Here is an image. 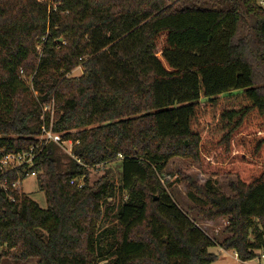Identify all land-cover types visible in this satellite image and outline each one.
<instances>
[{"label":"trees","instance_id":"obj_1","mask_svg":"<svg viewBox=\"0 0 264 264\" xmlns=\"http://www.w3.org/2000/svg\"><path fill=\"white\" fill-rule=\"evenodd\" d=\"M79 66L83 74L70 77ZM259 67L258 0H0V157L29 149L43 115L74 143L67 154L50 142L29 170L46 207L25 192L12 191L11 202L0 191V264H212L215 240L162 182L175 156L191 157L204 174L237 177L233 196L194 184L210 204L197 210L228 219L224 249L242 261L257 257L264 249ZM51 103L52 121L44 112ZM113 161L120 187L109 178L96 188L70 184L86 180L89 166ZM124 190L115 209L109 199ZM112 213L116 226L100 231Z\"/></svg>","mask_w":264,"mask_h":264},{"label":"rangeland","instance_id":"obj_2","mask_svg":"<svg viewBox=\"0 0 264 264\" xmlns=\"http://www.w3.org/2000/svg\"><path fill=\"white\" fill-rule=\"evenodd\" d=\"M40 49V47L38 48ZM83 67L79 66L75 68L70 74V77H79L83 74ZM258 82L264 84V68L259 67L257 69ZM74 143L70 141H65L61 144V149L63 152L70 154ZM68 160H64L67 162ZM164 186L172 194L173 198L179 204V206L188 213V215L214 240L215 246L211 250L217 254V259L212 264H258L257 258L249 261H242L238 258L233 249H224L221 244L224 239L228 236L225 231V226L227 225L228 219L224 217H219L215 220H211L206 216L201 215L198 212V207L209 208L210 204H206L201 201V196L199 191L193 187L194 184L204 186L208 189L210 186L214 187L218 192L224 193L226 195L233 196L235 192L232 187L237 183V177L235 175H217L211 176L204 174L199 165L191 157L175 156L170 159L169 163L164 170V175L161 176ZM109 178L111 181L115 182L118 187L121 186V167L119 161H113L106 163L104 165L89 166L88 175L86 178L87 186L91 188H96L99 181ZM23 190L26 194L36 200L42 207L47 206L46 196L44 191L39 187V182L37 179V173L32 172L26 176L23 180ZM127 191H118L116 197L109 199L112 206L115 209L118 208L120 204L126 199ZM157 196H153L155 199ZM204 200V198H203ZM116 219L113 213L109 216H105L100 221V231L109 230L116 226ZM220 229V230H219ZM105 232V233H108ZM106 235V234H105ZM254 235L251 234V239ZM257 253L260 250L256 251ZM102 263V262H100ZM99 263V264H100ZM4 264H16L11 260L5 261ZM18 264H38V260L33 259L27 262Z\"/></svg>","mask_w":264,"mask_h":264},{"label":"built area","instance_id":"obj_3","mask_svg":"<svg viewBox=\"0 0 264 264\" xmlns=\"http://www.w3.org/2000/svg\"><path fill=\"white\" fill-rule=\"evenodd\" d=\"M258 4L264 8V0H258ZM54 110V103L44 106V112L51 111V121L53 120ZM42 118L44 120V123L41 126L40 136L38 137L36 142H34L29 147V149L21 152H4L0 157V191L8 193L11 202L15 201V196L12 194V191L19 190L21 193L24 192L22 186L25 177H23L21 172H18V177L15 180H11L8 175L13 171L22 168L23 170L27 169L26 174L28 176L31 173L29 172V170L36 164L37 157L50 142L59 144L65 142L64 140H62L61 134L53 130V123L51 122L50 124H47L45 122V115H43ZM70 143L73 142L70 141ZM70 184L73 186H77L78 188L84 187L86 185L84 175L71 178ZM228 225L229 221H227L225 229ZM1 248L2 246L0 245V249ZM234 252L236 253L235 250ZM255 258L258 259V264H264V249H261L260 252L257 253V257Z\"/></svg>","mask_w":264,"mask_h":264}]
</instances>
